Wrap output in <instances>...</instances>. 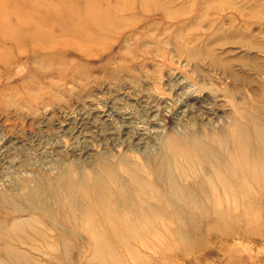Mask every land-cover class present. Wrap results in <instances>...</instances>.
<instances>
[{"label": "rangeland", "instance_id": "obj_1", "mask_svg": "<svg viewBox=\"0 0 264 264\" xmlns=\"http://www.w3.org/2000/svg\"><path fill=\"white\" fill-rule=\"evenodd\" d=\"M139 1L108 0L100 35L63 27L82 11L78 0H0L2 15L49 34L18 48L0 45V197L22 204L36 186L43 194L51 186L63 193L58 182L65 171L88 172L98 158L112 162L120 155L152 182L169 168L175 185H193L206 174L198 166L208 152L206 160L221 166L225 180V186L213 180L220 185L219 212L188 217L180 204L186 199L172 202L182 212L151 221L157 234L122 227L116 262L264 264V162H256L264 147V51L249 47L264 44V0H160L164 10ZM45 9L69 17L47 16ZM208 50L226 70L212 66ZM189 51L202 54L196 65L186 60ZM240 127L249 136L243 151L261 167L250 173L233 163L243 136L235 141L230 132ZM166 176L158 184L163 193ZM76 253L70 248L67 264ZM80 253L85 259L89 250Z\"/></svg>", "mask_w": 264, "mask_h": 264}, {"label": "bare ground", "instance_id": "obj_2", "mask_svg": "<svg viewBox=\"0 0 264 264\" xmlns=\"http://www.w3.org/2000/svg\"><path fill=\"white\" fill-rule=\"evenodd\" d=\"M78 1L79 3L81 2L83 3L82 11L78 12V15H75V21H73L70 24H64L63 27L65 29H71V30L73 28L77 30L78 29L83 30L82 27H85L86 29H89V30L93 29L95 32H98L100 35H104L107 30L105 23L108 22L109 20L108 19L109 16L107 14V12L109 11L108 10V0H78ZM159 1L160 0H140L139 4L141 7L143 6L142 8L144 7L146 8V6H150V9L164 10L163 9L164 4L160 3ZM148 11L150 10L148 9ZM1 12H2V9L0 8V45L10 42L15 47L18 48L22 42L33 41V40L39 39L40 36H45V35L49 36V34H47L46 31L39 30V28H35L32 25H25L19 21H11L9 15H6V16L2 15L3 13ZM42 14H45L47 16H53V17L57 16V18L63 17L62 19H66V17H69V16H63L60 13H58L57 15H54L51 12H47L46 9L44 10V12H42ZM85 37L86 35L84 36V38ZM262 38L264 42V37ZM249 47L250 49L257 48V49L264 51V44L263 45L251 44L249 45ZM180 51L181 52L183 51L182 47L180 48ZM206 52L207 54L205 55L209 58V61L212 64V66L214 67L222 66L223 68L225 67L223 63H220L221 61L219 62V58L217 59L216 57H214V54H212L210 50ZM33 54L34 52L30 53V55L28 56L30 58H34ZM201 55L198 52L189 51V53L187 52L186 54V60L189 63L193 62L194 65H196L195 63L199 61ZM1 59H2V55H0V60ZM224 69L226 70V68ZM230 75L234 77L235 74L231 73ZM231 80L234 81V79H231ZM262 100L260 99V101ZM242 102H245V101H242ZM231 103L233 104L232 101ZM259 104L261 105L262 103H259ZM251 106L253 108V105ZM249 108L250 107H248L247 109ZM257 111L258 110L256 109L255 112ZM241 113L243 114L244 112H241ZM252 113L253 112H251L250 114ZM235 119H232V120H235ZM259 123H261V121ZM246 129L244 130L246 131ZM263 129L261 128L257 130V133L259 134V136L263 134V131L262 132L260 131ZM192 130H194V128ZM244 130L240 127V130L239 131L237 130L238 132L237 131L230 132V133H233V136H234L233 139H235L236 135L237 137L240 138V133L243 136L242 139L240 138L241 140H239V144H240L239 149L241 146L242 152L241 154H239L240 152L236 154L234 152L233 156L236 159L233 158V163H235V165L238 164V166L241 167V169L247 170V172L250 173L251 169L254 168L255 170H259L261 167L254 166L255 164H258V163L254 164L251 160V157L247 156V152L243 151V148H247V145H249L248 144L249 140L247 139L249 138V136H248V133L245 132ZM231 131H233L232 128H231ZM230 135L229 137H232ZM170 138L172 137L170 136ZM167 141L171 142V140H167ZM235 141H238V140L235 139ZM166 144H169V142ZM182 144L183 143H181V145ZM194 144L196 145V143ZM185 147H186V144H185ZM179 148H176V150L178 149V151L180 152L182 149L180 150ZM188 148L192 149V147H188ZM193 148H194V145H193ZM261 148L262 150L257 151L260 154L258 155L259 160H257L256 162H259V163L264 162L263 160L264 159V147H261ZM167 149L171 150L170 147H167ZM239 149H237V151ZM184 151L186 154V149ZM191 153H193V150ZM187 154H188V151H187ZM207 154L206 153L202 154L203 156L199 162L201 163L202 161V163L199 166L197 165L199 168L201 167L202 171L206 172V174L204 173V175H201V178L199 179L197 184H195L196 179L193 177L195 179L193 182V185H190V181L188 180L189 183L187 185L180 186L181 188L178 187V185H175L174 181L176 180L175 179L176 177H174V175L168 171L169 168L168 169L164 168L163 170H161V172L164 175H161V176L159 175V177H156V181L152 182L151 181L152 178L149 180L146 178L147 176L145 177L141 175V172L138 170L136 165L130 166L129 164H126L125 162L122 163V155H120L119 157V154H118L119 158H116V161H112V162L107 161V160H102V159H100L99 161V158H98V162L94 163V165L91 166V169L88 172L65 171L62 174L60 181L58 182L59 184L62 185L61 187H63V190H64L63 193L60 190H58L59 192H57V188L54 190L51 186V188L48 191L44 192L43 194L41 190L37 188L36 185L38 184H36L35 185L36 187L29 190V193L27 194V201L25 202L26 204L24 202L20 204L16 199L15 200L17 202L13 199L9 201L4 197H0V264H67L70 248H73L74 251L77 252L76 253L77 255L74 254L75 256H73V260L75 261L74 264H76L77 261L78 262L82 261L84 264H117L116 252L113 253V251L117 248H122V238H123L122 234H124V232L122 231V227L125 228L126 232L135 228V229H140L147 234H157L158 227H156L151 221L155 219L156 222L158 223L157 221L158 216L164 217L166 215H173L174 217L178 218L179 214L182 211H180V209H174V206L176 205H173L174 203L172 202L176 201V203L178 202L177 204H179V201H180L179 199L181 198L186 199L184 202L180 204L183 207H185V211L184 210L183 211L187 213L188 217L191 215L194 217H198L202 214L211 213V212L218 213L220 210V204H219V201H217L218 199L217 197L219 195L218 186H220L221 184L225 186V182H224L225 180H224V176L220 169L221 166L220 165L218 166L217 163L216 164L210 163L209 160H206ZM197 155L194 154V156H197ZM146 157H148V155H146ZM190 157L191 156L189 157L187 156V158H190ZM254 160H256L255 156H254ZM191 161H192L191 163L193 164V160ZM195 162H198V159ZM154 163L156 164V162ZM122 166H123L124 173H126L127 175L126 179H123L124 176L122 177ZM196 167H194V169ZM182 169L183 168L181 167L180 170ZM172 172L174 171L172 170ZM168 173H169V178L166 176L168 175ZM199 173H196V174H199ZM165 176L167 180L165 181L163 185L165 186V193L171 192L173 194L172 197L170 198L164 195L165 194L163 193L164 190L163 192L161 191L160 188H162L163 186L160 187L158 185L162 181L164 182ZM185 176L186 178H189L187 177L188 175H185ZM185 176H182V177H185ZM205 176L207 177L209 176V177L206 178ZM251 176H253V174ZM251 176L250 178L252 179ZM206 180H208V184L210 185V188L209 186L204 184ZM213 180H215L216 182H219L220 185L219 184L216 185V183H213L214 182ZM28 184L30 185L31 183H28ZM174 188L176 189L174 190ZM17 194H14V195H17ZM206 203H210L211 208H208V206L210 205ZM222 215L224 216V213H222ZM40 218H43L44 220H41ZM184 218H185V215H184ZM161 223H163L164 225L163 219ZM166 228L167 227L165 226L164 230L168 235V231ZM65 235L74 236V239L72 241H70L69 239H68L69 241H66ZM68 243L71 246L68 245ZM128 243H131V242H128ZM139 243L141 244L142 242H139ZM85 249L89 250V254H88V257L84 259L83 257L80 256L81 254L80 252H82Z\"/></svg>", "mask_w": 264, "mask_h": 264}]
</instances>
